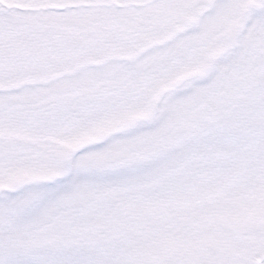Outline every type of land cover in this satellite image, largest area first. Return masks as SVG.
<instances>
[{
  "label": "snow or ice",
  "instance_id": "obj_1",
  "mask_svg": "<svg viewBox=\"0 0 264 264\" xmlns=\"http://www.w3.org/2000/svg\"><path fill=\"white\" fill-rule=\"evenodd\" d=\"M0 264H264V0H0Z\"/></svg>",
  "mask_w": 264,
  "mask_h": 264
}]
</instances>
